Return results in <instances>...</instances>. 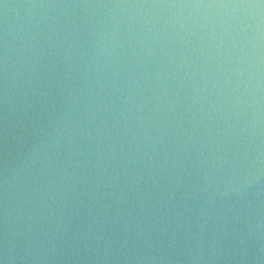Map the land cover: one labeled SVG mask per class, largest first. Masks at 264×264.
Instances as JSON below:
<instances>
[{
	"label": "water",
	"instance_id": "obj_1",
	"mask_svg": "<svg viewBox=\"0 0 264 264\" xmlns=\"http://www.w3.org/2000/svg\"><path fill=\"white\" fill-rule=\"evenodd\" d=\"M0 264H264V0H0Z\"/></svg>",
	"mask_w": 264,
	"mask_h": 264
}]
</instances>
